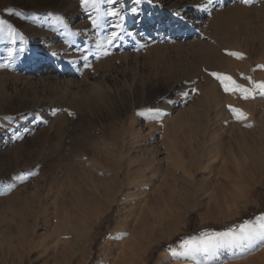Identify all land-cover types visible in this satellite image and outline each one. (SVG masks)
Wrapping results in <instances>:
<instances>
[{
    "label": "rangeland",
    "instance_id": "374dc122",
    "mask_svg": "<svg viewBox=\"0 0 264 264\" xmlns=\"http://www.w3.org/2000/svg\"><path fill=\"white\" fill-rule=\"evenodd\" d=\"M182 1L190 4V13L183 15L187 22L173 15L172 6ZM182 1L142 3L140 15L133 18L128 12L134 0H120L114 7L125 14L126 26L134 35L109 47V55H102L96 45L104 43L112 18H103L101 27L93 29L90 19L95 11L90 16L78 0H0V21L4 22L0 32V168L7 171L0 177V191L13 185L25 190L26 203L35 198L37 185L46 177L43 172L27 177L30 164L41 153L37 137L43 140L42 151L59 146L66 157L60 166L65 217L62 214L59 219L52 205L48 209L52 224L61 225L60 235L54 241L46 239L48 251L38 256L28 247L33 232L25 236L8 229L11 213L2 208L14 205L10 199L1 201L0 264H154L160 250L172 245L193 252L182 263L165 254L167 264H264V97L242 100L238 92L225 93L209 75L230 76L244 87L251 85L241 74L264 82V68L259 67L264 66L260 40L264 0L247 4L215 0L207 11L198 10L201 0ZM74 10L76 16L70 20ZM9 28L14 30L11 36ZM21 47L23 54L18 51ZM229 52L244 58L236 59ZM82 55H87V61ZM98 88L105 93L103 101L95 93ZM230 102L250 106L248 112L239 109L246 119H234ZM201 116L216 121L210 128L216 156L208 170H199L181 183L183 194L175 208L179 224L172 219L161 228V235L170 233L169 239L153 244L142 261L139 254L122 255L116 251L112 232L116 220L124 216L116 213V206L100 215L111 195L100 190L99 182H110L104 173L116 167L104 159H110L108 154L116 147H123L119 135L135 123L146 135L143 143H157L160 150L159 170L151 178L155 188L165 174L169 178L178 170L174 174L181 176L179 167L188 164V148L184 146V159L178 158L175 148L168 149L170 159L162 138L178 127L187 138L192 136L195 151L194 140L199 135L201 140L208 137L201 132L195 136L191 120ZM18 150L24 158L15 168L13 153ZM19 176L25 181L15 187ZM245 225L250 231L241 233ZM41 227L36 234H44ZM174 227H178L175 232ZM217 233L231 235L208 239ZM233 235L243 238L234 241ZM61 249L64 258H56Z\"/></svg>",
    "mask_w": 264,
    "mask_h": 264
},
{
    "label": "bare ground",
    "instance_id": "6f19581e",
    "mask_svg": "<svg viewBox=\"0 0 264 264\" xmlns=\"http://www.w3.org/2000/svg\"><path fill=\"white\" fill-rule=\"evenodd\" d=\"M172 7L175 12H179L182 16L189 14L191 11L190 4H184L183 1L174 4ZM74 14L75 10L72 13L73 16L71 15V17H69L70 20L76 16ZM260 40L264 42L263 33ZM95 93L97 94V98H99V100H104L105 93L101 89L98 88L95 90ZM216 101L217 100H215V102ZM215 104L217 107L219 102L218 104L217 102ZM220 105L222 107L223 104ZM214 107L213 109H215V111L219 108V106L217 109ZM230 107L237 109H243L242 107H244L246 110L250 106L246 107V103L243 102L242 104L230 102ZM246 111H251V109ZM175 123L173 124V127H175ZM191 123L196 127H194L196 132L195 136L198 132V135L200 132L201 134L207 133L208 137L205 136L207 140H201L199 135V139L194 140V142H196L195 146L197 149L195 148L196 150L193 151L194 147L192 145V136L191 138H187V136L183 135L182 130L178 129V127H175L174 131L171 130L172 132H170L168 138H162L161 144L166 145L167 150L175 148L179 151V155H177L178 158L184 159V157L186 158L188 155V159L186 160L188 164L185 168L184 165L179 167L182 170L181 176L175 175V172H178V170L173 171V174L168 176L169 178H167L165 174L155 188L152 187L154 183L151 178L156 175L159 170L157 166H159L158 163L160 161L158 160L160 150L157 149V143H155L157 146H146L145 143H143L146 139V135L140 131V128L137 129L134 126L135 123H130L133 128L126 130L122 135H119V140H121L119 144L122 146V142L123 147L121 149H118V147H116V149L114 148L115 150L112 151L113 154L111 152L108 154V156L110 155V159H104L107 165H109L108 163H114L116 167L111 171L110 169L107 170V172L110 171L108 174L107 172L104 173V175L108 176V180H110V182H99L100 190L103 189V192L107 191L111 195L108 205L103 209L100 215L108 211L111 206H116V213L121 212L122 216H124L122 220L121 218L116 220V224L114 225L115 228L112 232V235L115 236L114 244L116 251H119L122 255L132 257L135 254H139L137 258L142 261L143 255L151 249L153 244L165 240L166 238L169 239L170 233L167 232L165 235H161L164 233H160L159 230L168 224L172 219L176 226L179 224L180 218L175 217V208L181 201L180 194H183L181 183H187L192 178V175L196 174L199 170H202L203 172L204 170H208L209 164H211L214 160L217 148L213 141V131H211L210 128L216 124V121H213L212 118L208 116H201L197 120H193L192 118ZM188 125L190 126V123ZM117 139H115V142ZM35 142L39 147V152L41 151V153L38 152V157L30 164V170L27 172V177L41 172L46 173L44 183L42 185H37L35 198L31 201L29 198V203L25 202L26 196L22 197V195L26 193L25 190H17V188H13V185H9L0 191V202L10 199L14 205L12 209L9 206L2 208V210H9L11 213V221L8 222L11 225H7L8 229H16L25 236L28 235L30 231L33 232V242L28 247L31 251H36L38 256H43L48 251V249H46L48 248L46 239L53 238L52 240L54 241L55 237L60 235L62 229L60 227L61 225H58V222H55L56 225H53L52 220L48 217V209L50 205L53 206V213L55 215L59 214V219H61L60 216L62 214L65 217L64 213H66V205L64 201L66 195L63 188L61 189L64 184L63 173L60 174L62 171V168H60L61 163L66 157L62 150L63 148H60L59 146L54 149L42 151L43 140L37 137ZM184 146L188 148V151L184 149ZM185 150L188 152L186 156L184 153ZM69 151L74 153V150L69 149ZM166 153H168L167 157L171 159L172 152L170 153L168 150ZM23 158L24 154L21 150L13 153V164L15 168L22 165ZM72 159H74V157ZM168 161L170 160L168 159ZM167 164L175 168L178 166L177 164H171L170 162H167ZM6 174L7 171L0 168V177ZM24 181L25 177H17L15 187L20 185L21 182L24 183ZM11 189H16V192L14 191V194L9 196L8 194L11 193ZM40 227L44 229V234H36L38 228ZM177 229L178 227H174V232L177 231ZM158 231L159 233H157ZM217 238L219 237H216L215 235L208 237L209 240H216ZM231 240L233 239L231 238ZM191 251L193 252V250ZM63 252L64 249L58 250L55 253V257L64 258ZM192 252L186 250V247L172 245L169 248H163L160 250L154 264H167L168 258H166L167 262H164L165 254H168L171 257L173 256L174 260L182 263L183 259H185V255H191ZM187 259L190 263L193 262L190 257Z\"/></svg>",
    "mask_w": 264,
    "mask_h": 264
},
{
    "label": "snow or ice",
    "instance_id": "6c2138e0",
    "mask_svg": "<svg viewBox=\"0 0 264 264\" xmlns=\"http://www.w3.org/2000/svg\"><path fill=\"white\" fill-rule=\"evenodd\" d=\"M81 8L89 13L91 16V11H95L96 15L91 16L90 24L93 29H99L101 27V22L103 18L109 17L112 18L110 24L108 25L109 31L105 35V40L103 44L97 43L96 47L102 55H109L108 48L116 45L118 42H121L125 37L132 38L133 33L130 32L126 26V16L119 9L114 6L117 5L120 0H78ZM154 0H134V5L128 12V15L133 18L138 17L141 13V8L139 7L142 3L152 4ZM215 0H201V3L197 5L199 11H207L209 6L214 4ZM242 3L247 4L248 0H241ZM102 5L108 6L106 8H102ZM173 15L177 16L179 20H183L187 22L186 18L182 16L179 12L173 13ZM58 21L61 20L60 17H56ZM62 22V21H61ZM134 22L139 23L138 19H135ZM4 22L0 21V32L3 31ZM9 35L14 34V30L9 28ZM19 54H23L25 49L23 47L19 48ZM228 55L236 58L243 59V55L241 53L229 52ZM12 52L8 53V58L11 61ZM53 56H56L57 53H52ZM82 58L87 61V55H82ZM69 63H74V61H69ZM8 65H3V67H7ZM264 68V66H259ZM255 71V69H253ZM210 76L214 77L220 82L221 87L223 88L225 93H239L240 98L242 100H250L255 99L257 96L264 97V82H256L250 76H244L241 74V79L248 81L251 87H244L236 83L232 77L230 76H222L215 72H210ZM229 111L233 114L234 119L237 121H241L246 119V115L239 109L234 107H229ZM250 126V125H248ZM264 219V218H262ZM250 231L248 227L242 226L241 233H246ZM216 237H229L231 234L229 233H218L214 234ZM234 241L243 238L241 237H231ZM209 246H212V242H209Z\"/></svg>",
    "mask_w": 264,
    "mask_h": 264
}]
</instances>
